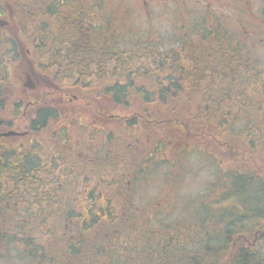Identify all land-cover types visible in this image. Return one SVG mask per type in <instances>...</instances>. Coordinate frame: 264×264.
Instances as JSON below:
<instances>
[{"label": "trees", "instance_id": "trees-1", "mask_svg": "<svg viewBox=\"0 0 264 264\" xmlns=\"http://www.w3.org/2000/svg\"><path fill=\"white\" fill-rule=\"evenodd\" d=\"M83 9L78 40L39 48L58 70L50 80L131 112L112 115L108 130L81 125L79 144L69 129L84 115L70 119L58 102L34 110L30 136L0 146V218L15 233L6 243L33 264H264V72L247 43L220 26L184 23L179 44L163 48L152 35L114 36L92 23L93 6ZM43 89L46 104L56 91ZM213 136L247 160L215 156L211 181L222 173L225 197L253 204L246 213L227 207L225 222L168 224L158 203L146 211L134 203L137 181Z\"/></svg>", "mask_w": 264, "mask_h": 264}, {"label": "rangeland", "instance_id": "rangeland-1", "mask_svg": "<svg viewBox=\"0 0 264 264\" xmlns=\"http://www.w3.org/2000/svg\"><path fill=\"white\" fill-rule=\"evenodd\" d=\"M11 1L13 0L4 3V10L9 14L7 19L11 24V29L15 30L16 12ZM59 1L53 0V3L59 4ZM63 2L65 6L68 5L69 7L75 2H81L88 7L93 6L91 10L93 16H90L92 23L99 27H107V30L114 36L119 35V38H123L138 36V34L142 37L152 35L153 40L159 41L160 38L163 40L161 46L163 48H174L179 44L178 37L175 36L179 34V28L184 23L187 24V27L196 23H198L197 26H202V23H206L207 27L211 24L220 26L232 37L242 38L240 41L244 39L247 43L246 49L251 52L250 58L252 61L257 62L261 72H264V0H177L171 7L165 9L161 4L155 5V9L151 11L149 17L146 16L135 0H64ZM1 19L5 18L1 17ZM25 54L24 51L19 50L18 52L20 57ZM18 75L21 76V87H25V90L29 91L28 85L23 86L25 82L22 77L23 71L19 69ZM21 87H16L15 95L26 98L25 100L21 99L23 105L19 111L15 107L14 110L12 109L11 102H8V94L7 96L5 94L6 90L3 87L0 89V120H10L12 123L15 114L20 116L19 119H14V127H4L3 130L6 132L15 129L20 130V132L26 130L28 117L24 116L22 110H25L27 105L25 101L28 97L24 96L27 92H22ZM71 93L75 97L80 94L71 104L67 102L69 97L62 94V92L58 94L48 91L46 94L52 97L46 100L61 98L60 107L61 109L63 107L68 108L71 113L68 117L70 119L74 118L76 114L78 118L80 115H84V117H81L80 123L70 124L69 129V136L79 144H82L85 135V133H82V126L85 123L90 126L95 124L100 127L99 129L108 130L112 115L126 117L131 112L128 109L123 110L119 106H113L103 96L89 97L86 96V91L80 92L78 89L71 90ZM28 109L33 110L34 107L31 106ZM88 117L91 119H88ZM87 124L85 125L88 126ZM94 133L97 134V131ZM48 135L47 131L41 134L42 137ZM124 141L130 142L133 140L131 138ZM195 143H198L199 148L202 147L204 150L198 153L193 150H190L189 154L179 153L166 166L159 167L154 172L146 174L139 182L137 181L136 186H133L135 189L131 192L134 203L143 206L144 211L147 209L145 207H152L158 203L157 211L162 215L164 222L168 224L170 222H183L188 225L193 221L204 223H210L211 221L225 222L228 220L229 215L223 210L227 207L239 211V214L246 213L245 209L249 210V206L253 204L251 202L246 203L247 201L240 199L234 193H231L232 197H225L228 183L221 177L222 173L219 172L221 182L219 181L215 185L211 183L214 180L212 176L215 172V156L224 164L225 162L228 164V161L235 162V166L247 161L246 158L236 160V154L231 150L223 149L214 136L209 139L197 138ZM255 163L260 164L257 159H255ZM255 163H252L254 167L258 166ZM256 207L258 208L259 205L257 204L250 209ZM138 208L140 209V207ZM262 226L263 233L264 221ZM0 231L4 237L8 236V231L15 234L13 229H7L5 225L0 227ZM253 237L250 239L251 241ZM13 244L8 247V254H5L7 258H0V264H33L24 256V251Z\"/></svg>", "mask_w": 264, "mask_h": 264}, {"label": "flooded vegetation", "instance_id": "flooded-vegetation-1", "mask_svg": "<svg viewBox=\"0 0 264 264\" xmlns=\"http://www.w3.org/2000/svg\"><path fill=\"white\" fill-rule=\"evenodd\" d=\"M7 1L9 0H0V89L3 87L6 90L5 94L6 96L8 94V102H11L12 109L14 110L15 107L19 111L23 105L21 104L23 102L21 99L25 100L26 97L22 98L15 95V91L17 86L21 87L22 82L18 71L19 69L23 71L22 77L25 79L23 86L28 85L29 91H26L25 87H21L22 92H27L24 96L28 97L25 101V104H27L25 110L22 111L24 116L28 118L26 130L23 132H20L18 129L7 132L3 130L4 127H14V119H19L20 116H17L19 114L14 115L12 123L10 120H0L2 124L0 125V145L10 139L25 140L30 136L29 124L32 116L29 115L31 111L34 112V110L39 109L41 106L56 104L54 102L61 103V98H55L45 104L43 86L48 87L51 84L52 88H54L53 90L58 94L62 92L65 96L69 97L67 102L70 104L76 98L75 95L72 96L70 94L71 90H74V87L61 89L56 83L51 82V77H59V74H57L58 70L55 65H45L47 54L42 55L44 50L41 51L39 48L53 46L57 42L67 43L71 40H78L77 34L80 32L85 33L86 26L84 5L81 2H75L69 7L68 5H64V0H60L59 4L53 3V0H13L11 2L16 12V26L15 30H12L11 24L7 19L9 14L4 10V3ZM176 1L135 0L148 17L151 15V11L155 9V5L161 4L165 9L171 7ZM209 4L211 5V3ZM1 17L5 19H1ZM77 28L79 29L76 30ZM61 33H63V36L60 35ZM85 37L86 35H84ZM19 50L21 52L24 51L26 54L20 57L18 55ZM48 68H50V71H48ZM31 106L34 107L33 110L28 109ZM4 220L0 218V226L5 225ZM18 246L21 248L20 244ZM8 247L9 245L6 243L5 237L3 234H0V258H7L5 254L8 252Z\"/></svg>", "mask_w": 264, "mask_h": 264}]
</instances>
